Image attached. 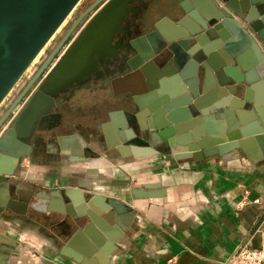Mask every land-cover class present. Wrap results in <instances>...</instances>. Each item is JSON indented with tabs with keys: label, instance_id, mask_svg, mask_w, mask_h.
Returning <instances> with one entry per match:
<instances>
[{
	"label": "water",
	"instance_id": "95a60500",
	"mask_svg": "<svg viewBox=\"0 0 264 264\" xmlns=\"http://www.w3.org/2000/svg\"><path fill=\"white\" fill-rule=\"evenodd\" d=\"M80 1L0 0V104ZM141 1L95 0L68 34L99 5L96 16L0 138V216L33 214L51 228L56 218H64L61 247L52 240L59 255L74 264H91L114 252L110 244L136 219L130 205L100 194L86 196L76 188L39 192L34 202L24 196L12 199V191L20 192L8 181L28 156L27 142L39 116L51 110L59 94L86 84L98 66L116 67L122 58L128 70L111 81L119 92L114 103L125 117L109 115L98 130L88 128L89 139L105 140L122 158L200 161L249 154L253 148L264 156V0H167L146 16L136 7ZM161 10L167 16L155 20ZM211 115L219 119L216 132L204 128ZM112 126L114 135L107 130ZM89 139L77 133L59 138L63 161H78L83 149L91 153ZM165 194L159 182L129 192L132 201ZM263 222L264 211L254 231ZM0 239V264H8L17 245Z\"/></svg>",
	"mask_w": 264,
	"mask_h": 264
},
{
	"label": "crops",
	"instance_id": "0c3cea01",
	"mask_svg": "<svg viewBox=\"0 0 264 264\" xmlns=\"http://www.w3.org/2000/svg\"><path fill=\"white\" fill-rule=\"evenodd\" d=\"M165 16L162 12L156 20ZM110 87L111 92L99 93L92 99L95 104L86 103L84 108L92 111L95 124H81L76 129L78 134L89 139L88 128L98 130L109 122V115L114 120L125 117L122 107H113L115 101L112 100L119 92ZM101 100L109 105L99 106ZM209 119L204 128L218 131L219 119L216 115ZM107 130L110 135L116 134L113 126L112 130ZM98 134L103 138L102 132ZM89 140L95 152H101V146L106 145L105 140ZM108 150L109 159H117L113 163L122 169L121 181H93L97 185L89 188L90 184H84L85 181L77 185L72 179L55 186L51 180L44 185H49L50 189L41 191L76 188L85 193L92 189V195L118 199L129 204L136 213L128 231L114 245L110 244L114 252L100 260L92 259L91 264H226L240 246L264 249V222L254 231L264 211V156L260 150L253 148L249 154L232 153L200 161H176L172 156L163 155L133 160L122 158L114 149ZM93 161L95 167L88 177L105 168L102 160ZM23 171L11 177L15 184L38 182L30 174V168ZM112 172L108 174L110 177L118 174ZM145 182L161 183L165 197L132 201L130 190ZM18 191L27 194L20 186ZM63 219L53 221L56 233L65 230ZM50 228L43 220L28 216L0 218V235L9 239L4 240L7 243L11 240L17 245L18 255L10 256L8 264H74L59 255L57 245L49 236L53 235ZM27 239L41 242L39 247L34 246L37 255L30 252L29 247L33 245Z\"/></svg>",
	"mask_w": 264,
	"mask_h": 264
},
{
	"label": "flooded vegetation",
	"instance_id": "af4514ba",
	"mask_svg": "<svg viewBox=\"0 0 264 264\" xmlns=\"http://www.w3.org/2000/svg\"><path fill=\"white\" fill-rule=\"evenodd\" d=\"M166 2L167 0H142L140 3L136 4V7L141 10V12L139 11L140 15L146 16L152 9H154V7L166 6ZM144 6H147V9H144ZM99 7L97 9H93L85 15L68 34L74 23L87 8L83 10L69 25L61 37L47 49L46 53H43V57H41V61L38 63L37 67L27 76H25L24 73L12 90L8 93L4 101L10 97L12 92L14 94L8 100L9 102L4 105V110L0 114V120L5 116L14 103H16L18 98L23 93L24 94L16 103L7 118L0 125V138L14 125V122L18 119V117L28 108L29 102L32 98L36 97V94L40 91V87L46 81L51 71L59 62L60 58L64 55L73 41L83 32L86 25H88V23H90L96 16ZM126 73H128V70L124 60L119 58L117 60L116 67H110L106 64L98 66L97 71L91 74L90 80L86 84H74L66 93L59 94V96L54 99V106L51 110L47 113L41 114L35 124L33 136L27 142L29 145L28 156L22 158L20 161V163L27 161V165H25L22 169L25 170L30 167H37L47 170L51 168L55 169L59 164H64L63 159L65 157L59 153L58 139L61 137L72 136L76 133L78 134L76 131L78 128L74 125L71 126V119L74 117L75 113L81 110V107L87 106L86 103L95 104L92 99H94L97 94L106 93L107 91L111 92V81L122 77V75ZM23 77L25 78V81L18 85ZM112 101L116 100L113 98ZM102 105L107 107L109 104L101 100L99 106ZM113 107L115 108L121 106H115L114 104ZM68 126H71L72 128L70 129ZM105 146L106 145H102L100 148V151L104 154L102 158V154L100 155V152H95L92 148L91 153L83 149V154L76 157L79 159L78 161L67 162L66 164H68V167L73 170H77V168H80L79 166H85L92 160H102L105 164L110 156L108 153L109 150ZM8 182L10 184V178ZM10 198L16 199L11 193ZM37 200L39 201V199ZM5 215L12 216V214L8 212H5Z\"/></svg>",
	"mask_w": 264,
	"mask_h": 264
},
{
	"label": "rangeland",
	"instance_id": "374dc122",
	"mask_svg": "<svg viewBox=\"0 0 264 264\" xmlns=\"http://www.w3.org/2000/svg\"><path fill=\"white\" fill-rule=\"evenodd\" d=\"M93 1L94 0H81L79 2V4L73 9V11L70 13V15L64 21V23L60 26V28L56 31V33L50 39V41L45 46V48L39 53V55L36 57V59L32 62V64L29 66V68L25 71V76L30 74L37 67L38 63L41 61V57H43V53H46L47 49L61 37V35L66 31V29L76 19V17L83 10H85ZM98 7H99V5L96 7V9ZM162 11L163 10L156 13V15L154 16L155 20H156V16L159 15L160 13H162ZM24 81H25V78L23 77L20 80V82L18 83V85H20ZM13 94L14 93L12 92L10 97H8L5 101L3 100L2 101L3 104L2 103L0 104V114L4 110V105H6L9 102L8 100L13 96ZM92 116H94L92 111H90L89 109H85L83 107L81 110L76 112L74 117L71 119V126L74 125L77 128H80L81 124L86 125V126H93L95 124V122L92 119ZM71 126H68V127L71 129L72 128ZM101 154H102V152H100V155ZM103 155L104 154H102L101 158L103 157ZM113 159L112 160L109 159L108 161H106L104 164L105 168L103 170H100L99 174H96L93 177L87 176V175H89V173H91L93 171L92 169L95 167L96 162L93 160L90 161L89 163H87L83 167L79 166L80 168H77V170L76 169H74V170L70 169L68 167L69 165L66 164L67 162H65V161H63L64 164H59L58 167L55 169L51 168V169L43 170V169H40L37 167H30V174L33 177H35L38 180V182H35L36 184H34L32 182L25 184V182H23L22 184L19 185L18 182L15 184L13 182L14 179L11 178L10 179V185L11 186L15 187L17 190H18V186H20L23 188V190L25 192H27V194L25 195V194L18 193L16 191H12V195L14 196V198H17V197L21 198L22 196H24L25 198H23V199H26L27 201H30V202H34L37 200L35 197L36 193L41 192L42 189H44V188L50 189L49 185L47 187H45L44 185L48 184L47 182H50L51 180H53L52 183H54L55 186L60 185V184H64L65 181L67 182V181L72 180V179H75V184H77V185H80V183L82 181H85L86 183H84V184H90L89 188L94 187V185H97L93 181L100 180L103 182L104 181L108 182L111 179H113V180L117 179V181H121L122 175L120 173H122V169H120L118 166H116V164L113 163L114 161L116 162L117 159H114V160ZM25 165H27V161H23L22 163H20L13 176H15L16 174H18L20 172H24L22 168ZM66 167H68V168H66ZM63 169H65V170H63ZM111 172L112 173H118L119 175L114 174V177H110L108 174H110ZM99 185H102V184L100 183ZM133 188H136V187H133ZM86 191H87V192H85L86 196L92 195V193H91L92 189H87ZM2 217L12 218V216H8V215H1L0 218H2ZM28 217L37 218V216H34L33 214L28 215ZM50 231L53 232V235L50 234L49 236H52L57 240V243H58L59 248H60L61 247L60 246L61 241L59 239V235L61 234V231L59 233H56L57 230L55 231L54 228H50ZM27 241L31 245H33V246L29 247L30 252H32L34 255H37L36 247H39V244L41 243L39 241V239H38V242H35L33 240H28V239H27ZM55 245H57V244L55 243ZM34 246H36V247H34ZM23 251H25V250H23Z\"/></svg>",
	"mask_w": 264,
	"mask_h": 264
},
{
	"label": "built area",
	"instance_id": "2783aa9c",
	"mask_svg": "<svg viewBox=\"0 0 264 264\" xmlns=\"http://www.w3.org/2000/svg\"><path fill=\"white\" fill-rule=\"evenodd\" d=\"M226 264H264V249L240 246Z\"/></svg>",
	"mask_w": 264,
	"mask_h": 264
},
{
	"label": "bare ground",
	"instance_id": "6f19581e",
	"mask_svg": "<svg viewBox=\"0 0 264 264\" xmlns=\"http://www.w3.org/2000/svg\"><path fill=\"white\" fill-rule=\"evenodd\" d=\"M64 23V22H63ZM2 240V239H1ZM7 243V242H6ZM5 249V248H4ZM12 255H14V257H16L18 255V251L14 252Z\"/></svg>",
	"mask_w": 264,
	"mask_h": 264
}]
</instances>
